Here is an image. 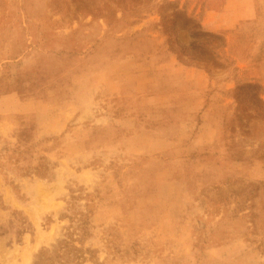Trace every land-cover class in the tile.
Returning a JSON list of instances; mask_svg holds the SVG:
<instances>
[{
  "label": "rangeland",
  "instance_id": "1",
  "mask_svg": "<svg viewBox=\"0 0 264 264\" xmlns=\"http://www.w3.org/2000/svg\"><path fill=\"white\" fill-rule=\"evenodd\" d=\"M146 81L180 139L110 124ZM40 255L264 264V0H0V264Z\"/></svg>",
  "mask_w": 264,
  "mask_h": 264
},
{
  "label": "crops",
  "instance_id": "2",
  "mask_svg": "<svg viewBox=\"0 0 264 264\" xmlns=\"http://www.w3.org/2000/svg\"><path fill=\"white\" fill-rule=\"evenodd\" d=\"M145 53H148V51H145ZM141 56L138 59H136L135 65H140L142 68L145 64H148L149 62H144L141 58H146V55H142L144 53H139ZM133 57V55H132ZM130 58V57H129ZM127 62V61H126ZM132 65H133V61ZM128 64V62H127ZM129 69H132L133 67L128 65ZM172 81V83L167 84L166 86L162 87L165 89H170V91H158V88H154L152 83L149 81L146 82H140V85L136 87V90L133 92H136L137 96L129 94H122V95H114L112 96V123L111 125L115 124L114 118H117V124H122V128L120 129L122 134V140L126 143L127 141H131L130 139H137L142 137H147L148 135L146 133H153L157 135V132L166 133L163 131L170 130L172 126L175 136L174 139H180L182 132H187L188 128L190 129V115H188L189 112V102L185 101L188 94L180 92L179 89H176L180 82ZM173 88V89H171ZM185 95V96H183ZM193 99V93L189 94ZM160 96H162V99H160ZM135 104V108H133ZM116 105V108L114 107ZM172 112V118L166 124V126H163L160 122V120L157 123L155 127H160L154 129L153 131L149 130L146 126L147 122L151 121L153 118H159L163 115L164 112ZM150 113L152 114L150 116ZM129 115L137 116L138 122L136 123V126L138 127V135L135 137L133 135L129 136L128 130L132 129V122L131 119H127ZM141 123H140L139 119ZM122 119V122H121ZM173 124V125H172ZM170 125V126H169ZM116 129L113 128L112 130V139H114V135L118 134L117 127ZM119 128V127H118ZM112 129V128H111ZM119 131V132H120ZM114 134V135H113ZM119 135V134H118Z\"/></svg>",
  "mask_w": 264,
  "mask_h": 264
},
{
  "label": "trees",
  "instance_id": "3",
  "mask_svg": "<svg viewBox=\"0 0 264 264\" xmlns=\"http://www.w3.org/2000/svg\"><path fill=\"white\" fill-rule=\"evenodd\" d=\"M66 244V243H65ZM63 248L61 247V248H59V251H61ZM66 255V252H64L63 253V255H61L60 256V254H59V252L57 253V258L58 259H61L63 256H65ZM76 259H79V257H76ZM51 261V259L50 258H48V257H46V256H42V255H40L39 257H38V260L36 261V263L35 264H46V263H48V262H50ZM76 264V263H75Z\"/></svg>",
  "mask_w": 264,
  "mask_h": 264
}]
</instances>
